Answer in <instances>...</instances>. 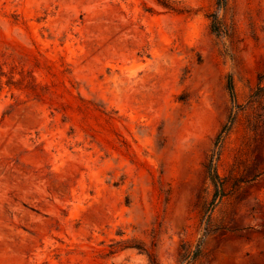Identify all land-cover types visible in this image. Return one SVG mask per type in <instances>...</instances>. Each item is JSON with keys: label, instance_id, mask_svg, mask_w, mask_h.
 <instances>
[{"label": "rangeland", "instance_id": "obj_1", "mask_svg": "<svg viewBox=\"0 0 264 264\" xmlns=\"http://www.w3.org/2000/svg\"><path fill=\"white\" fill-rule=\"evenodd\" d=\"M199 242L191 264H264V0H0V264Z\"/></svg>", "mask_w": 264, "mask_h": 264}, {"label": "trees", "instance_id": "obj_2", "mask_svg": "<svg viewBox=\"0 0 264 264\" xmlns=\"http://www.w3.org/2000/svg\"><path fill=\"white\" fill-rule=\"evenodd\" d=\"M226 0H216V6L217 8H223L225 6ZM161 5H163V2H160ZM208 18L210 20V29L213 33L215 34H220L222 33V29H221V25L217 19V16L215 14H209ZM227 91L229 94V98L231 100L232 103H234L235 100V96H234V89H233V85H232V80L230 78H228L227 80ZM237 108V106H235ZM231 127V119H229V121L227 122V124H225L220 133L218 134L216 141H215V147H217V145L221 142V140L224 138V136L228 133L229 129ZM216 152L214 151L213 154L210 156L208 165H207V177L210 180V183L213 186L214 189V197L215 198H220L224 195V186H223V182L221 180V178L218 176L216 170H215V166H214V158L216 156ZM201 242L198 243V245L196 246V249L187 255H184L182 257L183 261L186 262V264H191L192 261H194L200 254V247ZM132 247V246H129Z\"/></svg>", "mask_w": 264, "mask_h": 264}]
</instances>
